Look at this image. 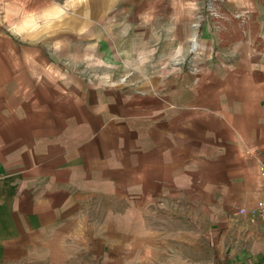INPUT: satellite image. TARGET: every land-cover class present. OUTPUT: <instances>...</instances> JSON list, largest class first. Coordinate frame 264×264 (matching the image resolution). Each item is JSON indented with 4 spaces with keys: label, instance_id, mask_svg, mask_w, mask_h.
<instances>
[{
    "label": "crops",
    "instance_id": "1",
    "mask_svg": "<svg viewBox=\"0 0 264 264\" xmlns=\"http://www.w3.org/2000/svg\"><path fill=\"white\" fill-rule=\"evenodd\" d=\"M206 3L87 0L77 9L70 21L88 58L130 61L156 74L146 89L167 97L152 95L157 113L127 120L114 156L110 149L89 156L79 146L67 154L61 143L48 152L44 146L31 162L28 141L0 135V264H264V220L254 212L264 194V0H222L213 13ZM194 38L201 43L198 76L188 69L168 75L167 65L188 57ZM169 103L198 108L177 113ZM224 136L226 154L217 143ZM95 141V148L109 144L105 135ZM208 152L217 154L211 184L226 177L230 188L215 203L201 197L193 212L153 191L149 199L164 197L166 208L110 209L105 180L125 188L130 170L139 185L169 176L175 186L201 184L197 172ZM129 153L137 156L127 160ZM189 155L205 161L196 167ZM165 170L172 173L160 177Z\"/></svg>",
    "mask_w": 264,
    "mask_h": 264
},
{
    "label": "rangeland",
    "instance_id": "2",
    "mask_svg": "<svg viewBox=\"0 0 264 264\" xmlns=\"http://www.w3.org/2000/svg\"><path fill=\"white\" fill-rule=\"evenodd\" d=\"M48 3L50 0H45V3L42 0H26L24 3L22 0L0 2V135H14L16 143L28 141L32 154L31 162L35 161L33 159L35 152L42 151L44 146L48 152L53 151L55 146L61 143L63 152L67 154L70 153L67 151L79 146L80 152L83 150L89 156L94 150L100 154L101 152L108 154L105 152L108 149L112 150L110 156H114V152L121 148L119 133L126 131L125 126L131 124L127 120L134 121L141 113L148 115L157 113L156 109L153 111L149 105L152 95L157 96L155 94L160 91L144 87V83L149 85L148 81L156 74L140 72L130 61L112 63L100 59L96 63L95 60H91L87 57V42L78 36L79 26L72 25L70 20L66 21L64 30L38 40L17 37L9 31L8 25L3 23L7 16L6 5H12L15 10L23 4L31 10L39 9V6L43 8ZM195 40L198 48L193 51ZM56 41L62 42L59 49L53 47ZM255 44L259 46L262 42ZM200 47L201 43L197 38L192 39L188 50L189 56L176 57L167 65L166 73L174 75L182 69L183 71L188 69L197 77ZM145 61L149 63L151 59H144L143 62ZM155 69L156 67L151 69V72L157 73ZM182 92L184 91L175 90L174 94ZM159 94L167 97L165 91ZM143 97L148 100L138 103L137 99ZM167 107H170V111L175 109L177 113L185 109L188 114H194L198 108L196 105L177 106L173 103H169ZM167 107L165 106V109ZM223 129L225 130V123ZM127 132H131L130 129ZM104 135L109 140L107 148L102 146L95 148V140ZM217 143L222 145L223 153L226 154L230 144L229 138L225 136L217 138ZM169 155L172 157V153L165 156ZM203 155L206 164L200 165L202 170L196 171L204 175L201 184L196 180L194 184L185 181L181 186H175L170 179L169 174L172 172L169 170L159 173L160 177L161 174L168 175L166 180L158 178L157 183L153 185L146 182L139 185L138 177H135L136 172L130 170H127L125 188L113 180L111 182L105 180V183L111 186L110 209L121 206L128 210H134L139 206L150 209L159 206L163 209L167 203L176 202L190 207L194 212L198 205L203 203L201 197L207 199L206 204L215 203L221 193L226 196L224 194L228 183L226 177H223L221 185L211 184L214 178L211 158L217 154L208 152ZM203 155L201 158H198V155H189L192 165L196 166L205 161ZM136 156L135 153H129L126 157L128 160V157L134 159ZM113 169L111 168L110 172ZM119 187L122 188L121 191H118ZM229 189L228 187V193ZM153 191L163 194L167 203L164 197L158 195L155 203L150 200V193ZM188 194L194 199L188 200L186 198ZM124 195L126 199L123 198Z\"/></svg>",
    "mask_w": 264,
    "mask_h": 264
},
{
    "label": "clouds",
    "instance_id": "3",
    "mask_svg": "<svg viewBox=\"0 0 264 264\" xmlns=\"http://www.w3.org/2000/svg\"><path fill=\"white\" fill-rule=\"evenodd\" d=\"M86 3L87 0H50L43 8L31 10L23 4L15 10L12 5H6L7 16L3 23H6L9 31L17 37L38 40L64 30L66 21ZM61 43L56 41L53 47L59 49Z\"/></svg>",
    "mask_w": 264,
    "mask_h": 264
},
{
    "label": "built area",
    "instance_id": "4",
    "mask_svg": "<svg viewBox=\"0 0 264 264\" xmlns=\"http://www.w3.org/2000/svg\"><path fill=\"white\" fill-rule=\"evenodd\" d=\"M220 1L222 0H207L206 7L213 13L215 11L217 2H220ZM197 48H198V45H197V41L195 40L193 42L192 50L196 51ZM260 176L264 182V160L260 161ZM254 212L257 213V215L262 220H264V194L257 200Z\"/></svg>",
    "mask_w": 264,
    "mask_h": 264
}]
</instances>
